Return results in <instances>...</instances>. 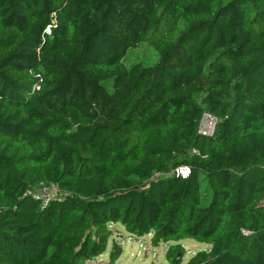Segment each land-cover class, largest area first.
<instances>
[{
  "label": "trees",
  "instance_id": "trees-1",
  "mask_svg": "<svg viewBox=\"0 0 264 264\" xmlns=\"http://www.w3.org/2000/svg\"><path fill=\"white\" fill-rule=\"evenodd\" d=\"M116 222L264 264V0H0V264H99Z\"/></svg>",
  "mask_w": 264,
  "mask_h": 264
},
{
  "label": "rangeland",
  "instance_id": "rangeland-1",
  "mask_svg": "<svg viewBox=\"0 0 264 264\" xmlns=\"http://www.w3.org/2000/svg\"><path fill=\"white\" fill-rule=\"evenodd\" d=\"M157 56V51L145 40H141L135 46L128 47L124 60L126 64L131 62L132 59L151 64L156 61ZM110 228L112 233L105 250L95 260H92V263L107 264V252L112 247V241H116L119 243L120 251L113 264H168L164 256L168 242H159L157 245H152L149 242V234L136 236L128 233L119 222L110 224ZM179 242L184 249L181 264L197 249L207 247V243L199 242L190 236L180 239Z\"/></svg>",
  "mask_w": 264,
  "mask_h": 264
},
{
  "label": "built area",
  "instance_id": "built-area-1",
  "mask_svg": "<svg viewBox=\"0 0 264 264\" xmlns=\"http://www.w3.org/2000/svg\"><path fill=\"white\" fill-rule=\"evenodd\" d=\"M215 122V117L211 114L204 112L200 118L198 124V131L204 134H210L212 132ZM175 174L184 176L188 172V167L185 165L177 166L173 169ZM25 193H30L33 197L40 200V205H45L51 198L59 196L57 187L53 183H42L39 182L37 185L29 186Z\"/></svg>",
  "mask_w": 264,
  "mask_h": 264
}]
</instances>
